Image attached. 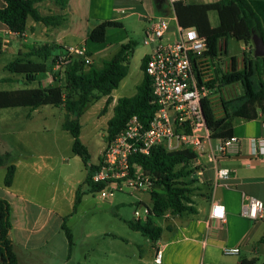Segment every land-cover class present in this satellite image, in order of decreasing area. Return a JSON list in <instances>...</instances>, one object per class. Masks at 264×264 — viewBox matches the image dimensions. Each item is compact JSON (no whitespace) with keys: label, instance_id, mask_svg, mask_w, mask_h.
<instances>
[{"label":"crops","instance_id":"0c3cea01","mask_svg":"<svg viewBox=\"0 0 264 264\" xmlns=\"http://www.w3.org/2000/svg\"><path fill=\"white\" fill-rule=\"evenodd\" d=\"M215 1L217 0H188L186 3L207 4ZM247 2L259 18L264 40V0H247ZM4 6L5 0H0V8ZM35 7L40 15L51 18L48 24L34 22L28 18L23 34L17 36L0 23V54L6 52L16 55L14 60L17 57H24L32 48L51 46L54 49L51 50L50 58L46 61L47 67L50 65V59L58 54L60 49L68 46H84L91 55L92 63H95L94 55L104 53L105 49L95 45L101 43L88 40L87 34L103 21H118L121 27L117 28L124 29L128 25L126 20L135 16L140 25V35L143 37L150 19L174 14L167 0H67L63 8L58 5L57 0H41L35 4ZM215 19V24H212L209 17L211 26H216L218 23L216 14ZM16 40L24 43H20L17 47ZM27 40L29 41L26 42ZM70 41L75 43L72 44ZM127 42L129 41L125 43ZM219 43L216 58L219 57L222 48ZM118 45L113 47L114 54L121 46ZM240 51L239 58L231 56L235 58L237 68L242 69L245 64L254 69L251 47L241 43ZM29 59L35 62L43 61L35 56ZM229 63L230 59L227 64ZM10 78L16 79L15 76H7L2 77L0 81L6 82L5 80ZM38 80L39 84L45 87L52 83L44 75ZM112 92L109 95L111 107L107 110L110 108L113 110L116 104L111 96ZM106 99L107 96H104L94 103L101 101L105 104ZM58 109L59 131L66 132L61 128L64 110ZM8 112L9 115L0 121V153L11 155L9 164L14 165L15 172L11 186L5 187L3 177L6 166H0V199L6 200L9 205V238L18 264H71L76 240L67 223L71 215L76 212L82 198L86 195H94L86 194L85 186H81L80 202L73 210L76 189L83 183L86 169L80 158L71 152L72 138L68 132L66 133L69 137L58 132L49 141L44 135L46 127H37L38 120H42L43 123L47 120L35 115L39 112V108ZM232 135L237 137L238 142L226 157L207 162L206 159L198 156L193 163L200 193L190 195L189 205L196 210V213L184 212L179 215L165 213L159 218L163 228L161 238L153 243L143 237L151 264H156L153 258L158 248L162 252L160 264H241L242 261L250 260H255L258 264L257 255L260 249L262 248L264 252V244L261 242L264 238V218L252 224L241 214V207L247 196L262 201L264 205V158L253 156L250 146L252 138H264L263 119L235 118L232 122ZM60 137L68 144L69 156H57L60 153L57 142ZM213 147L214 142L206 145L205 151ZM218 168L229 169V176L218 180L215 176ZM143 194H137L140 203H143L140 199ZM215 203L223 207V222L209 217L211 206ZM64 227L69 230L71 244L66 237ZM84 237L89 238L90 233L86 232ZM95 245L97 247L96 243ZM225 248H238L239 251L236 255H224ZM141 252L138 260L141 264H147Z\"/></svg>","mask_w":264,"mask_h":264},{"label":"trees","instance_id":"16d2710c","mask_svg":"<svg viewBox=\"0 0 264 264\" xmlns=\"http://www.w3.org/2000/svg\"><path fill=\"white\" fill-rule=\"evenodd\" d=\"M38 1L41 0H5V6L0 8V23L17 36L23 34L28 18L34 22L48 24L51 18L39 14L35 7ZM57 2L63 8L67 0H57ZM173 11L179 26L194 27L198 34L205 39V54L212 57L218 55L220 39L227 36L250 46L252 51V33L255 32L263 39L259 18L247 0H217L207 4L176 2L173 4ZM211 12L216 13L218 21L216 26H211L209 22ZM112 27H121V24L118 21H103L88 32L87 39L94 43H103L106 30ZM134 45L131 41L122 44L111 58L103 60L100 65L95 63L87 65L81 58L72 57L61 72L53 75V82L47 87L41 86L38 79L54 64L56 55L50 59L49 67L46 65L54 47L32 48L24 57H17L3 67V71L16 77L14 80L6 79V82H17L20 78L25 88L0 91V109L27 108L34 110L42 106H52L64 110L61 128L71 136V152L80 158L86 169V177L76 189L73 210L80 202L79 188L81 186H85L86 194H95L105 185L103 182L94 183L92 181L93 174L99 171L101 156L96 164L90 163L89 152L79 139L81 128L79 118L91 102L97 101L101 97L107 96L104 105L109 104L110 93L127 75L129 55ZM31 56L41 58L43 61H32L29 59ZM89 56L91 55L89 54ZM144 63L145 57L141 60L142 79L136 87L135 94L116 100L112 116L106 123L104 143L118 134L131 116H136L146 124L154 112L151 82L143 72ZM254 75L257 78L255 88L252 81ZM35 81L38 83L37 87H27ZM219 83L224 87L239 83L242 94L230 109H227L223 104V115L220 117L215 115L208 101L202 102L206 127L213 141H222L232 136V122L235 118L254 120L261 117L264 124V56L254 57V69L245 64L242 69H238L235 58L231 57L229 70L219 77ZM196 158L197 155L189 150L167 151L163 145L154 146L148 155H132L130 157V163L139 165L143 173L150 177L153 183V189L149 191L150 211L142 220L124 221L130 230L140 233L154 243L161 238L163 232V228L157 220L165 213L171 215H179L184 212L196 213V210L189 205L191 200L186 195L187 190L182 187L184 183L181 182L182 179L194 172L188 167L196 161ZM10 160V154L0 153V166H6L3 177L5 187L11 186L15 172L14 165L9 164ZM193 180L197 182V178L194 177ZM8 213V202L0 199V262L1 264H18L9 238ZM64 230L71 244L69 230L65 227ZM261 242L264 244V238L261 239ZM241 264L257 263L255 260H250L242 261Z\"/></svg>","mask_w":264,"mask_h":264},{"label":"built area","instance_id":"2783aa9c","mask_svg":"<svg viewBox=\"0 0 264 264\" xmlns=\"http://www.w3.org/2000/svg\"><path fill=\"white\" fill-rule=\"evenodd\" d=\"M173 8L176 2L188 0H167ZM144 32L143 44L149 47L145 54L144 74L151 82L154 112L144 124L136 116H131L123 129L112 137L103 148L99 171L92 177L94 183L105 185L97 191L101 199L113 197L116 193L140 194L153 189V183L141 167L130 163L132 155H148L157 145L167 151L189 150L206 159L207 162L226 157L236 147L238 139L234 135L222 141H213L206 127L202 102L208 101L213 108V91L208 83L215 79L218 58L206 55L205 39L194 27H181L175 15L149 20ZM72 57L81 58L85 64L92 59L84 46H68L54 57L51 69L43 75L53 82V75L62 71ZM221 67V65H218ZM230 63L222 66L229 70ZM214 110V109H213ZM214 142L213 149L205 151V146ZM253 156L264 158V138L250 140ZM227 168H218V180L227 178ZM150 211L147 206L133 212V220H142ZM241 214L252 224L264 218L262 201L247 196L241 207ZM209 217L224 221L222 205L212 204ZM238 248L223 249L224 255H236ZM161 249H156L153 261L160 264Z\"/></svg>","mask_w":264,"mask_h":264},{"label":"rangeland","instance_id":"374dc122","mask_svg":"<svg viewBox=\"0 0 264 264\" xmlns=\"http://www.w3.org/2000/svg\"><path fill=\"white\" fill-rule=\"evenodd\" d=\"M215 14V12H211L209 16L212 24H215L216 21ZM126 21L128 25H126L124 29H119L117 27L108 28L104 42L95 44L101 49H105L104 53L94 55L96 65H100L103 60L109 59L114 54L115 49H113V47H115L116 44L120 46L125 44L126 41H132L135 44L132 53L129 55L128 73L120 82L118 88L111 94L114 101L120 97H131L135 94L136 87L140 84L142 79V72L140 70L141 60L149 51L148 46L143 44V37L140 35V25L136 17L132 16ZM126 37L127 39H125ZM28 41L29 40L26 42ZM120 41L122 43H120ZM70 42L72 44L75 43V41ZM20 43L23 44L24 42L21 40H16L15 42L17 47H19ZM219 44L222 48L219 55L220 58L218 57L216 61L217 68L214 71L215 79L212 80L213 82L211 81L208 83L209 87L214 89L212 104L214 113L217 117L223 115V110L221 108L223 104H225L227 109H230L241 96V86L239 83H234L226 87L221 86L219 83V77L227 72V70L223 71L222 66L228 63L231 56L240 57L241 42L227 36L226 38H222ZM107 48L109 49L106 50ZM15 56L16 55H10L6 52L0 54V79L2 77L12 76L3 71V67L13 60ZM218 65H221V67ZM252 81L255 88L257 86V78L255 75ZM37 86V81L27 85L28 88ZM21 88H25V85L21 82L20 78H18L17 82L0 81V91L17 90ZM94 102L96 101L91 102L80 118V140L86 146L92 164H96L97 157L102 155L103 147L105 146L103 138L105 136L106 121L112 114V108L107 110V108L111 107L110 103L105 106L101 101L97 103ZM14 110L26 111L27 108L1 109L0 121L9 115L8 111ZM35 115H37L38 118L44 117L47 119L44 123L42 120H38L37 127H46L47 130L44 135L49 141L60 132L58 128L60 111L58 108L42 106L39 107V112L35 113ZM60 133L69 137L66 132ZM40 134L42 135V132H40ZM57 142H59L60 146V153L57 156H69L70 149L65 139L60 137V140H57ZM37 146L40 147L39 145ZM188 169L194 171L195 167L191 164ZM194 173L195 172L190 173L186 178L181 180L182 184L184 183L182 187L187 190L186 195L188 198H190V195L200 193L199 184L193 180L195 177ZM138 197L137 194L130 195L124 193H116L113 197L108 199H101L97 194L93 196H84L76 212L71 215L72 217L67 223V227L73 231L76 240V248H74L71 257V264H141L138 260L141 251L143 260L147 261V264H151L149 252L143 243V236L138 232L130 230L124 223V221L133 219V212L135 209L142 208L143 205L150 207L151 201L149 192H144V194L140 196L143 203L141 202L138 204ZM120 202L122 203L120 204ZM97 205L100 206L98 207ZM157 222L160 224L162 221L158 219ZM86 232L90 233L91 238L84 237ZM100 239L103 240L101 241ZM257 257L259 259L258 264L264 262V252L262 248Z\"/></svg>","mask_w":264,"mask_h":264},{"label":"water","instance_id":"95a60500","mask_svg":"<svg viewBox=\"0 0 264 264\" xmlns=\"http://www.w3.org/2000/svg\"><path fill=\"white\" fill-rule=\"evenodd\" d=\"M253 56L255 58L264 56V40L255 32L252 33Z\"/></svg>","mask_w":264,"mask_h":264}]
</instances>
